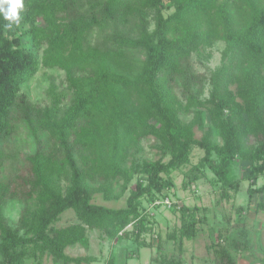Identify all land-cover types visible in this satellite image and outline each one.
<instances>
[{
	"label": "trees",
	"instance_id": "1",
	"mask_svg": "<svg viewBox=\"0 0 264 264\" xmlns=\"http://www.w3.org/2000/svg\"><path fill=\"white\" fill-rule=\"evenodd\" d=\"M166 2L174 8L169 16ZM20 16L9 29L0 15V264H27L37 254L55 264H90L93 258L66 250L88 249V233L96 230L109 241L134 236L139 246L152 247L143 238L152 223L143 199L158 208L163 197L166 206L171 174L190 162L194 147L230 188L239 186L228 181L231 162L251 164L248 194H264V182L254 188L258 178L264 181V0H24ZM97 29L107 35L93 46ZM216 41L225 43L222 66L201 74L193 55ZM139 52L144 60L130 58ZM41 62L66 72L71 106L64 108L53 90L46 107L23 92ZM206 80L211 91L203 100ZM204 112L212 126L198 140ZM181 115L193 119L184 123ZM214 130L222 145L212 141ZM147 138L160 142L161 158L131 160ZM118 179L129 187L127 208L92 204L97 192L110 198ZM12 201L26 205L16 227L5 215ZM179 209L182 226L169 237L193 240L197 208ZM70 210L78 223L54 228ZM154 263L183 264L168 257ZM216 264L237 262L224 247Z\"/></svg>",
	"mask_w": 264,
	"mask_h": 264
},
{
	"label": "rangeland",
	"instance_id": "2",
	"mask_svg": "<svg viewBox=\"0 0 264 264\" xmlns=\"http://www.w3.org/2000/svg\"><path fill=\"white\" fill-rule=\"evenodd\" d=\"M173 12L174 8L166 2L165 16ZM38 25L45 26L43 19H39ZM106 35L99 29L95 30L89 39V44L93 46L100 44L106 39ZM224 48L225 43L216 41L195 53L193 62L198 72L209 74L221 67ZM130 58L140 61L144 60V55L139 52L130 55ZM66 77V72L62 69L46 67L41 62L38 73L23 86V92L35 104L46 107L52 104L53 98L49 92L53 90L64 98L62 105L67 108L71 106L74 95L68 88ZM210 91L211 86L206 80L200 97L203 100L208 99ZM180 118L184 123H189L193 115H181ZM204 120V130L195 128V137L198 140H201L205 131L212 126L206 112H204ZM212 141L219 145L223 144L217 130H214ZM22 143L21 147L25 148L27 145ZM29 147L30 150H35L36 146L31 143ZM140 147V151H132L134 154L131 160L135 159L139 163L153 162L162 156L160 142L154 138L144 139ZM204 157V150L194 147L190 162L172 172L171 179L174 186L164 192L170 198L166 199L169 200L166 206L163 205V197L158 199L162 203L158 208H155L147 198L143 199L144 207L150 209L152 217L151 231L143 238L147 243H152V247L139 246L134 236L109 241L104 234L96 230L88 233L90 239L88 249L76 245L68 248L66 254L73 258L91 257L95 261L90 264H152L153 259L162 257L179 258L183 264H216L219 251L225 247L237 264H264V194H255L253 197L248 194V189L252 186V180L249 178L251 164L239 158L231 162L228 181L233 185L239 183L238 188L235 189L219 181L218 176L204 162ZM213 159L220 161L215 154ZM168 160L165 159L166 162ZM263 182L262 178H258L254 188H259ZM63 186L66 188L68 182H64ZM111 186L113 193L110 198L105 197L103 192H97L93 196L92 204L113 210L127 208L129 187L124 189L123 181L120 179L113 181ZM181 205L190 209L197 208L199 223L197 235L193 240H174L169 237L174 232L178 233L182 226V213L179 209ZM28 206L34 207L35 203L31 202ZM25 207L26 205L19 201H12L7 206L5 215L13 227L17 226ZM77 223L75 212L70 210L64 213L53 227L65 228ZM127 230L132 232L133 226H129ZM30 255H33V250L30 251ZM27 264H55V262L48 254H37V258L34 255L28 258Z\"/></svg>",
	"mask_w": 264,
	"mask_h": 264
},
{
	"label": "clouds",
	"instance_id": "3",
	"mask_svg": "<svg viewBox=\"0 0 264 264\" xmlns=\"http://www.w3.org/2000/svg\"><path fill=\"white\" fill-rule=\"evenodd\" d=\"M24 7V0H0V15L8 21L5 27L11 29L13 25H19L20 12Z\"/></svg>",
	"mask_w": 264,
	"mask_h": 264
},
{
	"label": "built area",
	"instance_id": "4",
	"mask_svg": "<svg viewBox=\"0 0 264 264\" xmlns=\"http://www.w3.org/2000/svg\"><path fill=\"white\" fill-rule=\"evenodd\" d=\"M169 203V200H166V204H168Z\"/></svg>",
	"mask_w": 264,
	"mask_h": 264
}]
</instances>
